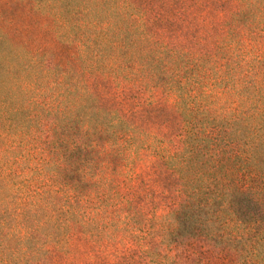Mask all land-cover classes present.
Returning a JSON list of instances; mask_svg holds the SVG:
<instances>
[{"label": "trees", "instance_id": "16d2710c", "mask_svg": "<svg viewBox=\"0 0 264 264\" xmlns=\"http://www.w3.org/2000/svg\"><path fill=\"white\" fill-rule=\"evenodd\" d=\"M0 5V264H264V0Z\"/></svg>", "mask_w": 264, "mask_h": 264}, {"label": "rangeland", "instance_id": "374dc122", "mask_svg": "<svg viewBox=\"0 0 264 264\" xmlns=\"http://www.w3.org/2000/svg\"><path fill=\"white\" fill-rule=\"evenodd\" d=\"M0 5V11H5L6 14L8 12L6 9H3ZM6 8V6H5ZM18 11V10H17ZM15 12L17 16L19 15V12ZM27 22V21H25ZM28 31L34 33L35 29L28 26ZM91 88L93 92H95V95L98 96L102 101V104L106 107H109L111 104V98L113 96L114 87L109 86L108 84H99L95 82H91ZM146 169H142L140 173H138L139 179L143 178V181H146L145 179L150 176V181H156L157 178H153V175L148 172H146ZM137 177V178H138ZM156 189V188H155ZM68 250L62 251V252H55L52 253L49 256V262L50 264H103L101 263L98 258H96V263L93 257V251L89 250L88 246L86 245L85 241L82 239H73L71 242V245L67 248ZM124 253L121 254L120 258H125L126 256ZM107 262V261H106ZM106 264V263H105ZM113 264H123V263H113Z\"/></svg>", "mask_w": 264, "mask_h": 264}]
</instances>
